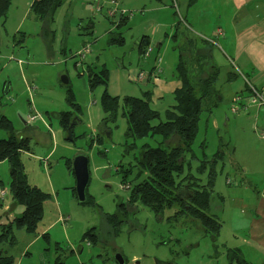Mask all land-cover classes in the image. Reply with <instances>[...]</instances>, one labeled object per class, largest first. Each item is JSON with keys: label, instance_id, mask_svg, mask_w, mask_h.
<instances>
[{"label": "rangeland", "instance_id": "rangeland-1", "mask_svg": "<svg viewBox=\"0 0 264 264\" xmlns=\"http://www.w3.org/2000/svg\"><path fill=\"white\" fill-rule=\"evenodd\" d=\"M32 2L13 0L7 20H0V97L7 83L10 88L1 112L13 121L19 134L31 139V152L22 155L25 172L31 184L50 196L45 200L37 233L16 230V245L3 246L14 264H56L57 259L65 264H116L118 254L128 264H230L231 250L243 245L248 232L236 226L235 214L243 210L245 216L254 215L249 204L264 202V140L240 118L245 116V109L242 102L235 101L242 98L235 97L237 93L246 92L249 78L243 76L245 84L240 79L229 82L226 70H222L216 84L222 99L209 120L207 114L203 115L194 145L200 160L206 158L203 143L208 159L220 150L225 154L214 170L208 168L201 175L196 171L197 161L193 163V173L203 184L214 172L215 194L209 214L218 216L223 223L220 234L213 236L205 232L192 218L170 219L176 207L157 215L138 203L134 210H129V220L120 227L119 235L113 237L105 214L116 213L119 205L129 200L133 187L130 183L140 171L136 157L144 144L156 147L160 140H141L135 150L130 149L126 145L128 124L123 108L114 121L105 123L106 114L101 105L104 89L91 90L88 74L91 68L98 70L105 65L112 78L110 91L121 99L142 97L146 91L153 93L152 99L160 96L153 106L161 112L162 120H166L165 112L175 104V97L172 92L161 96L156 91V81H170L176 75L180 54L186 53L185 38L200 37L196 35L193 12L188 14L185 10L187 0H65L51 25L53 34L47 35L46 23L30 12ZM113 10L117 13L110 16ZM123 17L128 19L121 25ZM121 32L124 45L110 44L112 34ZM145 34L152 40L150 46L154 51L150 55L140 53L138 47ZM209 40L216 43L212 46L219 56L221 42ZM158 43H161L160 53L154 54ZM85 47L89 50L82 59L78 54ZM153 55L157 56L153 70L144 69ZM141 74L147 76L143 77L145 82H135L133 78ZM64 77L69 79L75 101L82 107L80 121L73 130L75 142L67 141L68 134L59 121L61 112L74 110ZM234 104L240 108L239 113L232 112ZM97 135L102 137V142ZM7 136L0 131L1 138ZM81 154L89 158L88 192L99 207L81 204L73 193L76 178L67 162ZM236 164H246L251 170L252 173L244 172V176L251 180L253 188L241 184ZM124 168H132L127 181L122 178ZM0 181L1 221L10 223L24 208L17 206L8 212L13 204L8 162H0ZM2 188L7 190L5 200H2ZM94 227L100 236L97 245L83 238ZM247 248L244 247V252L249 260L264 264V255Z\"/></svg>", "mask_w": 264, "mask_h": 264}, {"label": "trees", "instance_id": "trees-1", "mask_svg": "<svg viewBox=\"0 0 264 264\" xmlns=\"http://www.w3.org/2000/svg\"><path fill=\"white\" fill-rule=\"evenodd\" d=\"M196 1L191 0V4ZM64 3L65 0H34L32 3L30 11L38 20L46 23L45 33L47 35L53 34V31L50 30L51 25ZM12 4L13 0H0V20L4 22L7 20ZM127 19L123 17L120 24L127 22ZM123 43L122 33L112 34L110 44ZM150 44V38L144 36L139 44L140 53H144ZM193 57H195L194 60L186 59L185 53H181L177 66V76L181 87L174 92L175 104L166 110V120H162L161 112L154 108L151 91L144 92L142 97L125 96L121 99L119 96H112L109 93L110 73L105 65L98 70L91 68L88 74L91 90H96L99 87L104 89L101 105L106 114L105 123L114 121L120 108H123V116L128 124L126 145L130 149L135 150L137 142L141 140L148 138L160 140L156 147H152L148 143L144 144L140 156L136 157L140 171L137 179L130 183V186L133 187H130L129 200L126 203H121L116 213L105 214V219L111 227L110 235L113 237L119 235L120 227L129 220L131 213L129 210H134L138 203L157 215H163L166 210L176 207V212L170 219L192 218L202 225L205 232L213 234V236L220 234L223 227L222 222L215 215L209 214L215 194L214 172L209 174V180L205 184L202 183L200 177L193 173L194 162L197 161L196 171L201 175L208 168H213L222 161L225 155L224 151L220 150L212 159H208L205 153L206 144L203 143L202 147L206 158L200 160L194 150L203 115L207 114V120H209L214 109L219 106L220 94L216 88L219 71L216 65H207L205 62L200 64L196 61V56L193 55ZM67 87L68 100L74 110L61 112L59 120L62 128L68 134L72 122L80 121L82 107L75 101L70 84ZM9 90L7 85L4 95L0 97V131H4L8 135L6 138L0 137V162H8L10 168L9 190L12 200L24 210L10 223L2 222L0 216V264H14L13 257L3 246L16 245V230H24L30 234L37 233L39 223L44 216L45 200L50 196L39 186L31 184L25 172L22 155L24 152H31V139L19 134L13 121L1 112L3 100ZM157 121L158 123L155 124ZM97 136L99 137L98 141L102 142V137ZM73 137L75 142L77 137L75 135ZM67 165L74 173L73 161L68 160ZM131 172L132 168H124L122 178L128 180ZM143 176L146 177L143 178ZM0 185H2L1 181ZM73 193L77 197L76 188H73ZM83 204H94L99 207L94 197L89 194L88 189L87 201ZM83 238L94 245L100 242L96 227L88 230ZM231 252L230 264H234L235 261L237 264H250L244 259L240 249H233ZM125 262L128 264L126 260ZM56 264L65 263L57 259ZM116 264L118 263L116 262Z\"/></svg>", "mask_w": 264, "mask_h": 264}, {"label": "crops", "instance_id": "crops-1", "mask_svg": "<svg viewBox=\"0 0 264 264\" xmlns=\"http://www.w3.org/2000/svg\"><path fill=\"white\" fill-rule=\"evenodd\" d=\"M185 6L188 14L193 12L191 16L197 27L196 35L201 37V39H199L200 37L197 39L185 38L184 44L185 48L187 47L185 54L188 55L185 58L194 60L195 57L193 55H195L198 63L203 64L202 62H205L207 65L217 61L216 67H218L219 77L222 70L225 69L227 72L226 81L230 82L240 79L245 84L244 77H247L251 84L264 93V0H197L194 4H191V0H187ZM122 35L125 40L123 33ZM144 36L150 38L148 34L143 35L142 38ZM210 38H213L218 43L221 42L222 46L220 47L221 53L219 56L215 55L214 46H216V43L211 42ZM23 41H25L24 38ZM150 41L152 40L150 39ZM157 47L158 50L154 54L160 53L161 43H158ZM156 57V55H153L150 62L144 65V69L153 70ZM177 66L176 75L170 81L162 79L156 81V91L161 96L166 92L174 94L181 87V82L177 76ZM136 78H133L135 82ZM111 84L112 78L109 79V93L112 96H116L110 91ZM7 85L8 83L5 87ZM245 91L239 92L235 96H242V103L245 109L243 110L245 116L240 118H244L254 132L261 133L264 130V107H259L256 103L250 101V85L245 84ZM159 97L155 96L153 101L157 102L160 99ZM221 99L222 96L220 94ZM234 151L236 152V147H234ZM236 165V172L241 176V184L253 188L251 180L244 176V172L245 174L246 172L252 173L251 170L248 169L246 164ZM249 206V211L254 215L245 216L243 210L241 213L235 214L236 226L248 231L243 245L235 249H240L244 259L250 264H254L252 260L246 257L244 247H248L249 251L259 252L264 255V202L253 206L249 204ZM216 217L218 218V216Z\"/></svg>", "mask_w": 264, "mask_h": 264}, {"label": "water", "instance_id": "water-1", "mask_svg": "<svg viewBox=\"0 0 264 264\" xmlns=\"http://www.w3.org/2000/svg\"><path fill=\"white\" fill-rule=\"evenodd\" d=\"M63 83L68 85L69 79L67 77L63 78ZM77 121L74 120L68 130V141H74L73 137V127L76 125ZM73 171L76 178V194L78 201L83 204L87 201V189L91 181L90 173V161L86 155H77L73 160ZM17 202H13L9 209V213L13 212L17 208ZM115 261L118 264H127L123 255L118 254L115 257Z\"/></svg>", "mask_w": 264, "mask_h": 264}, {"label": "built area", "instance_id": "built-area-1", "mask_svg": "<svg viewBox=\"0 0 264 264\" xmlns=\"http://www.w3.org/2000/svg\"><path fill=\"white\" fill-rule=\"evenodd\" d=\"M116 13L117 12L115 10H113L110 12V16H115ZM88 50H89L88 47H85V49L83 51L79 52L78 56H80L82 59H84ZM153 51H154V49L151 46H149L148 48H146L144 54L150 55ZM162 61H163L162 57H159V62L162 63ZM161 72H162V69L159 68L158 73L160 74ZM144 76H145V78L147 77L144 74L138 75V77L136 78V82H139V83L145 82L144 81L145 79L143 80ZM151 77H152V75L149 77V79H151ZM249 85L253 91V93L251 94V102L256 103V105H258L259 107H264V93L260 92V90L256 86H254L253 84L250 83V81H249ZM235 101L236 102L239 101V103H240V102H242V98H237V99H235ZM235 105L236 104H234L232 106V112L233 113H239L241 110H240V108L236 107ZM35 118H36V116L31 117L32 120H34ZM260 135H261L262 139L264 140V130L260 133ZM228 184H231L230 180L228 181ZM1 195H2V200H5V198L7 196V190L2 188L1 189Z\"/></svg>", "mask_w": 264, "mask_h": 264}]
</instances>
